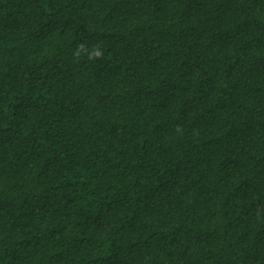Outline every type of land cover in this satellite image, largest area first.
<instances>
[{
  "label": "trees",
  "instance_id": "1",
  "mask_svg": "<svg viewBox=\"0 0 264 264\" xmlns=\"http://www.w3.org/2000/svg\"><path fill=\"white\" fill-rule=\"evenodd\" d=\"M0 264H264V0H0Z\"/></svg>",
  "mask_w": 264,
  "mask_h": 264
},
{
  "label": "clouds",
  "instance_id": "2",
  "mask_svg": "<svg viewBox=\"0 0 264 264\" xmlns=\"http://www.w3.org/2000/svg\"><path fill=\"white\" fill-rule=\"evenodd\" d=\"M101 55V53L100 52H97V56H100Z\"/></svg>",
  "mask_w": 264,
  "mask_h": 264
}]
</instances>
